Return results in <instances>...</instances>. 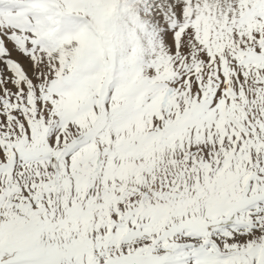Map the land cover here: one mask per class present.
Instances as JSON below:
<instances>
[{
    "label": "snow or ice",
    "instance_id": "obj_1",
    "mask_svg": "<svg viewBox=\"0 0 264 264\" xmlns=\"http://www.w3.org/2000/svg\"><path fill=\"white\" fill-rule=\"evenodd\" d=\"M0 264H264V0H0Z\"/></svg>",
    "mask_w": 264,
    "mask_h": 264
}]
</instances>
